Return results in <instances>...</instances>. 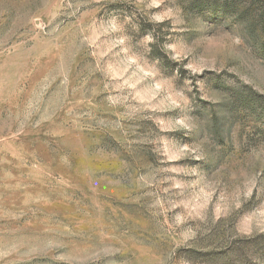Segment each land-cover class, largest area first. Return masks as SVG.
<instances>
[{"label":"rangeland","instance_id":"374dc122","mask_svg":"<svg viewBox=\"0 0 264 264\" xmlns=\"http://www.w3.org/2000/svg\"><path fill=\"white\" fill-rule=\"evenodd\" d=\"M252 23L0 0V264H220L264 233V10Z\"/></svg>","mask_w":264,"mask_h":264},{"label":"trees","instance_id":"16d2710c","mask_svg":"<svg viewBox=\"0 0 264 264\" xmlns=\"http://www.w3.org/2000/svg\"><path fill=\"white\" fill-rule=\"evenodd\" d=\"M189 4L199 10L210 9L214 13L234 16L246 22L251 31L255 32L259 28L252 20L264 10V0H189ZM236 102L247 105L243 95L236 94L229 105L233 107ZM224 250L214 252L220 264H264V233L237 237Z\"/></svg>","mask_w":264,"mask_h":264}]
</instances>
